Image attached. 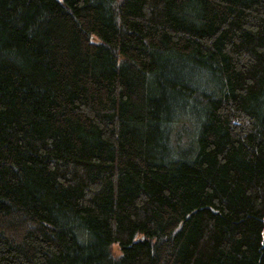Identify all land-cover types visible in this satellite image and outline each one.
<instances>
[{"label": "trees", "instance_id": "16d2710c", "mask_svg": "<svg viewBox=\"0 0 264 264\" xmlns=\"http://www.w3.org/2000/svg\"><path fill=\"white\" fill-rule=\"evenodd\" d=\"M0 264H264V0H0Z\"/></svg>", "mask_w": 264, "mask_h": 264}, {"label": "rangeland", "instance_id": "374dc122", "mask_svg": "<svg viewBox=\"0 0 264 264\" xmlns=\"http://www.w3.org/2000/svg\"><path fill=\"white\" fill-rule=\"evenodd\" d=\"M113 250L116 251L117 253H119V250H118V246L117 245H114L113 246Z\"/></svg>", "mask_w": 264, "mask_h": 264}, {"label": "bare ground", "instance_id": "6f19581e", "mask_svg": "<svg viewBox=\"0 0 264 264\" xmlns=\"http://www.w3.org/2000/svg\"><path fill=\"white\" fill-rule=\"evenodd\" d=\"M182 116V114H180Z\"/></svg>", "mask_w": 264, "mask_h": 264}]
</instances>
